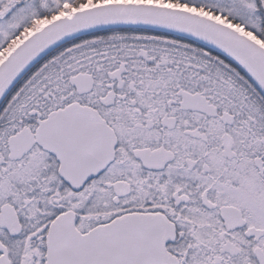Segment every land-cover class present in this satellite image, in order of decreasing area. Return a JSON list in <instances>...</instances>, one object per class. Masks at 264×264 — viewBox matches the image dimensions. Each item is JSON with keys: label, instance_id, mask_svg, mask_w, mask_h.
I'll return each mask as SVG.
<instances>
[{"label": "snow or ice", "instance_id": "6c2138e0", "mask_svg": "<svg viewBox=\"0 0 264 264\" xmlns=\"http://www.w3.org/2000/svg\"><path fill=\"white\" fill-rule=\"evenodd\" d=\"M0 264H264V0H0Z\"/></svg>", "mask_w": 264, "mask_h": 264}]
</instances>
